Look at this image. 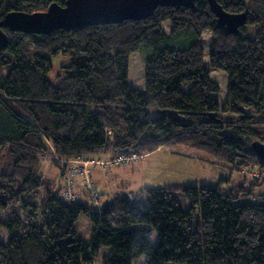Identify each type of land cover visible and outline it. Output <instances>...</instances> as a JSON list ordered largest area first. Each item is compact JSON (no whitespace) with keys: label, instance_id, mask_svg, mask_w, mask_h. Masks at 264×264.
Listing matches in <instances>:
<instances>
[{"label":"trees","instance_id":"obj_1","mask_svg":"<svg viewBox=\"0 0 264 264\" xmlns=\"http://www.w3.org/2000/svg\"><path fill=\"white\" fill-rule=\"evenodd\" d=\"M65 1L0 0V20ZM216 1L245 13L237 33L207 0L49 34L2 28L0 264H93L102 248L103 264H264V160L252 149L264 144V0ZM171 145L256 179L142 187L93 204L61 196L68 159ZM43 155L53 179L40 173ZM80 215L93 224L88 241L73 229Z\"/></svg>","mask_w":264,"mask_h":264},{"label":"rangeland","instance_id":"obj_2","mask_svg":"<svg viewBox=\"0 0 264 264\" xmlns=\"http://www.w3.org/2000/svg\"><path fill=\"white\" fill-rule=\"evenodd\" d=\"M52 60L55 63V58ZM222 117L229 121L236 119V116L230 113L223 114ZM40 158V173L43 179H53L59 171L51 163L52 157L43 155ZM53 159L61 164L65 162L55 156ZM213 161L199 151L180 145L159 147L147 154H136L126 149L97 156L68 159L61 196L70 200L86 198L93 204V200L100 203L101 200L114 196H111L113 191L121 189L130 194L142 187L160 188L172 183L214 187L220 181L225 183L226 187H231L244 180L248 182L256 179L257 171L235 172L223 165H215ZM95 181L102 191L97 188ZM255 193L264 194V183L256 189ZM177 198L179 206L186 210L188 203L183 196L179 194ZM39 201L40 198H37L36 202ZM241 201H250V199ZM22 219L26 222L25 216H22ZM73 229L78 239L88 241L93 224L86 216L80 215ZM157 239L158 235L153 231L149 235V240L154 243ZM106 251V248H102L94 258L93 264H103L101 257ZM143 259L144 257L135 260L134 264H140Z\"/></svg>","mask_w":264,"mask_h":264},{"label":"water","instance_id":"obj_3","mask_svg":"<svg viewBox=\"0 0 264 264\" xmlns=\"http://www.w3.org/2000/svg\"><path fill=\"white\" fill-rule=\"evenodd\" d=\"M196 0H66L63 6L52 3L45 11L27 13L7 12L0 20V49L7 45L2 28L25 33L49 34L56 29L80 28L98 23H118L138 20L153 14L158 6H184L192 8ZM210 10L221 27L235 34L246 21L245 13H228L216 0H207ZM252 149L264 160V144L252 143Z\"/></svg>","mask_w":264,"mask_h":264},{"label":"crops","instance_id":"obj_4","mask_svg":"<svg viewBox=\"0 0 264 264\" xmlns=\"http://www.w3.org/2000/svg\"><path fill=\"white\" fill-rule=\"evenodd\" d=\"M95 184H96L97 188H99L102 191L100 185H97V182L96 181H95ZM123 193H126V192L123 189H121L120 191H116V192L113 191V193L111 194V196L112 195L123 194Z\"/></svg>","mask_w":264,"mask_h":264}]
</instances>
